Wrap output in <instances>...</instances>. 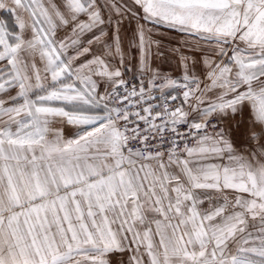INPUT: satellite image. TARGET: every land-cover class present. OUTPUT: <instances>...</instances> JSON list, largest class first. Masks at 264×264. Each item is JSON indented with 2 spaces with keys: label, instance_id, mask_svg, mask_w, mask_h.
<instances>
[{
  "label": "snow or ice",
  "instance_id": "obj_1",
  "mask_svg": "<svg viewBox=\"0 0 264 264\" xmlns=\"http://www.w3.org/2000/svg\"><path fill=\"white\" fill-rule=\"evenodd\" d=\"M0 9V264H264V0Z\"/></svg>",
  "mask_w": 264,
  "mask_h": 264
},
{
  "label": "rangeland",
  "instance_id": "obj_2",
  "mask_svg": "<svg viewBox=\"0 0 264 264\" xmlns=\"http://www.w3.org/2000/svg\"><path fill=\"white\" fill-rule=\"evenodd\" d=\"M135 27V21H132L129 24L128 21H125L124 28L126 29V35L131 36L132 29ZM151 27V25H149ZM159 33L164 34L165 39L163 40V53L164 56L168 57L167 61H164L161 57L153 56V66L160 67L162 70H172L174 75H179L178 71H176L177 60L172 58V53L169 51L172 48L180 47V41L184 39L183 34H179L173 30L167 29L166 27H159ZM159 34L154 35L153 39H159ZM155 51V48L153 49ZM186 51V50H185ZM138 56V51L133 49H128V56L126 58V65H130L134 71H136L134 77L139 75L137 71V64L133 61L131 64L128 63L129 60H132L133 57ZM133 78V77H131ZM67 134V130H66ZM111 264H127L128 254L127 253H112L107 257Z\"/></svg>",
  "mask_w": 264,
  "mask_h": 264
},
{
  "label": "crops",
  "instance_id": "obj_3",
  "mask_svg": "<svg viewBox=\"0 0 264 264\" xmlns=\"http://www.w3.org/2000/svg\"><path fill=\"white\" fill-rule=\"evenodd\" d=\"M5 2L7 3V0H5ZM0 19L5 20L10 29L16 28L14 14L10 13L7 9H0ZM124 72L127 79L134 77L136 74V71H134L130 65H126V67H124Z\"/></svg>",
  "mask_w": 264,
  "mask_h": 264
},
{
  "label": "built area",
  "instance_id": "obj_4",
  "mask_svg": "<svg viewBox=\"0 0 264 264\" xmlns=\"http://www.w3.org/2000/svg\"><path fill=\"white\" fill-rule=\"evenodd\" d=\"M128 80L130 83H137L138 84L137 77L129 78Z\"/></svg>",
  "mask_w": 264,
  "mask_h": 264
}]
</instances>
